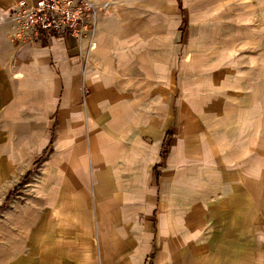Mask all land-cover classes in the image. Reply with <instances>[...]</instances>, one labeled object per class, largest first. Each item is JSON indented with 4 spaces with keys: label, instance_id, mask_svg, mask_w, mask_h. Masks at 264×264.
I'll return each mask as SVG.
<instances>
[{
    "label": "crops",
    "instance_id": "crops-1",
    "mask_svg": "<svg viewBox=\"0 0 264 264\" xmlns=\"http://www.w3.org/2000/svg\"><path fill=\"white\" fill-rule=\"evenodd\" d=\"M34 1L0 0V113L54 134L47 264H224L264 191V0H93L92 49L13 43Z\"/></svg>",
    "mask_w": 264,
    "mask_h": 264
},
{
    "label": "rangeland",
    "instance_id": "rangeland-1",
    "mask_svg": "<svg viewBox=\"0 0 264 264\" xmlns=\"http://www.w3.org/2000/svg\"><path fill=\"white\" fill-rule=\"evenodd\" d=\"M14 7L10 9L12 13ZM1 115L0 206L25 175H31L23 188L0 210V264H47V224L43 216L47 211L46 161L49 154L34 168L43 148L40 143L32 141L36 128H31L30 112L25 111L20 122L11 120L10 116L3 119ZM257 194L256 200H249V204L256 201L258 206L257 209H248L247 231L232 222L233 239L226 240L224 264H264V191ZM238 232L247 238L235 239ZM240 246L246 255L237 253Z\"/></svg>",
    "mask_w": 264,
    "mask_h": 264
},
{
    "label": "built area",
    "instance_id": "built-area-1",
    "mask_svg": "<svg viewBox=\"0 0 264 264\" xmlns=\"http://www.w3.org/2000/svg\"><path fill=\"white\" fill-rule=\"evenodd\" d=\"M111 1L96 4L91 0H35L15 6L12 40L16 45L37 43L43 38L64 41L67 36L78 40L88 38L90 48L96 43L94 36L98 15L109 10Z\"/></svg>",
    "mask_w": 264,
    "mask_h": 264
},
{
    "label": "trees",
    "instance_id": "trees-1",
    "mask_svg": "<svg viewBox=\"0 0 264 264\" xmlns=\"http://www.w3.org/2000/svg\"><path fill=\"white\" fill-rule=\"evenodd\" d=\"M53 138H54V134L51 137V140H50V143H49L47 149H45V151L40 156V158L35 162L34 168H37L41 164V161L43 160V158H45L53 150ZM164 152L165 151H163V153ZM30 175H31V173H27L25 175V177L21 180V182L17 185V187H15V189L7 196L4 204L0 206V210H2L6 206V204H8V202H10L11 199L23 188V185L29 179Z\"/></svg>",
    "mask_w": 264,
    "mask_h": 264
}]
</instances>
